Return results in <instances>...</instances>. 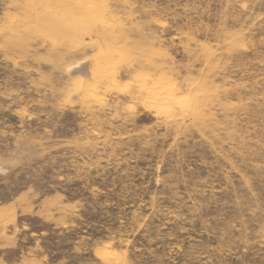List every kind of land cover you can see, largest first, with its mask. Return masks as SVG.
Returning <instances> with one entry per match:
<instances>
[{"label":"rangeland","instance_id":"374dc122","mask_svg":"<svg viewBox=\"0 0 264 264\" xmlns=\"http://www.w3.org/2000/svg\"><path fill=\"white\" fill-rule=\"evenodd\" d=\"M0 264H264V0H0Z\"/></svg>","mask_w":264,"mask_h":264}]
</instances>
